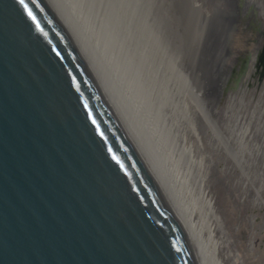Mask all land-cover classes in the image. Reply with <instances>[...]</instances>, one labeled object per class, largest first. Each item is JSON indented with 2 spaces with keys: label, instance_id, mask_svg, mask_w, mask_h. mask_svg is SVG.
Wrapping results in <instances>:
<instances>
[{
  "label": "water",
  "instance_id": "obj_1",
  "mask_svg": "<svg viewBox=\"0 0 264 264\" xmlns=\"http://www.w3.org/2000/svg\"><path fill=\"white\" fill-rule=\"evenodd\" d=\"M231 17L208 14L192 44L218 101ZM0 264H198L178 203L50 0H0Z\"/></svg>",
  "mask_w": 264,
  "mask_h": 264
},
{
  "label": "rangeland",
  "instance_id": "obj_2",
  "mask_svg": "<svg viewBox=\"0 0 264 264\" xmlns=\"http://www.w3.org/2000/svg\"><path fill=\"white\" fill-rule=\"evenodd\" d=\"M142 1L119 0L116 2L122 7L128 5L127 7L131 8L132 6L137 13L135 21L148 26L147 31L153 38L160 39L161 47L158 52L153 51V53L164 56L162 60L167 58L169 75H181L180 70L182 69L183 75L186 73L190 77L188 79L185 76V79L183 76L186 87H188V89L185 87V93L188 96L189 107L181 111L180 115L185 122L184 133L189 130L190 124L194 125L198 134L194 132L190 136V141L195 146L198 156L205 158L206 169L209 173L207 185L219 218L216 232V237L220 242L218 263L264 264V73H259L258 65L253 59L259 48L258 32L264 31V0H163L167 8L164 12L159 9L162 14L157 11L156 1L150 0L147 9L141 6ZM139 6L141 10H138ZM115 9L116 7H114V13ZM216 10L228 12L232 16L227 22L226 48L222 49L225 69L231 75L220 101L216 94L206 96L202 93L199 76L195 83L190 85L193 76L189 61L184 62L182 58L185 55L181 54L183 44L190 43L192 46L197 41L196 38L193 39L192 34L197 35L196 28L203 26V22L207 19L206 14ZM157 14L161 15L163 21L161 18L158 19L163 22V25L161 26L162 23H160L157 28H153L149 25L145 15L157 16ZM116 16L119 18L121 15ZM121 20L123 22L124 18ZM115 32L125 36L124 30L115 29ZM128 42L130 46L133 45L130 38ZM165 47L169 48L168 55ZM86 50L91 55L87 45ZM129 53L135 60V69L144 74L147 84L158 86L167 81L156 76L155 69L151 72L148 65L142 67L139 61L145 63L149 61L141 59V53L136 57L132 49ZM144 68L151 73H146ZM117 90H115L116 96L123 104L124 101H121ZM173 91H175L174 88ZM137 101L138 105L134 104V110L123 104L125 107L123 111L126 112L130 124L133 123L131 116H134V113L132 112L138 106L144 123L146 122L158 131L159 127L154 124L155 118L146 111L151 101L144 103L143 98H137ZM152 101L157 103V98L153 93ZM215 105H220V107L216 108ZM155 115L153 112V116ZM191 116L193 121L190 123ZM131 126L142 143L144 142L151 149L144 129ZM170 130L168 132L170 135L171 132L176 135L175 131L170 132ZM166 134L163 132L161 135L167 136ZM226 136H232L235 139L234 142H227ZM161 140L165 141V138L161 137ZM238 140L243 143V152L240 155L242 163L235 158V156L240 158L237 155V147L240 145ZM175 143L178 152L182 146L178 139ZM181 143L183 144V140ZM184 159L183 155L182 161ZM176 201L179 206L183 205L178 200ZM197 238L203 248L202 251L206 254V245H203L199 235ZM208 260L209 263L211 260Z\"/></svg>",
  "mask_w": 264,
  "mask_h": 264
},
{
  "label": "bare ground",
  "instance_id": "obj_3",
  "mask_svg": "<svg viewBox=\"0 0 264 264\" xmlns=\"http://www.w3.org/2000/svg\"><path fill=\"white\" fill-rule=\"evenodd\" d=\"M116 1L119 0H50L120 107L124 110L123 104H125L129 109L134 110V104L138 105L137 98H143L144 103L151 101L146 111L155 118L154 124L159 127L158 131L146 122L144 123V119H142V115L138 111V106L132 112L134 116L130 114L133 120L131 125L144 129L152 148L149 149L144 142L142 144L145 145L144 147L162 179L164 178L163 180L167 182L166 185L171 190L175 200L183 204L179 207L187 222L188 243L193 249L198 264H209L210 262L220 264L218 263L220 242H218L216 237L219 218L207 185L209 173L206 169L205 158L198 156L195 146L190 141V136L194 132L197 133L194 125L190 124L189 130L184 133L185 122L180 115L181 111L189 107L188 96L185 93V79L186 77L190 79V77L186 73L183 75L182 69H179L181 75H169L167 58L162 60L164 56L153 53V51L158 52L161 47L160 39L158 37L153 38L147 31L149 29L148 26L135 21L137 13L132 6L131 8L127 7L128 5L122 7ZM154 1L158 4L157 11L162 14L159 9L164 12L167 5L163 0ZM150 2V0H143L140 3L141 6L143 5L147 9ZM141 6H139L138 10H141ZM114 7H116V14L114 13ZM160 14H157V16L145 15L149 25L153 28H157L160 23H162L161 26L163 25ZM116 15L121 16L118 18ZM164 15L167 14L164 13ZM122 18H124L123 22ZM158 18H161L162 21ZM115 29L124 30L125 36L118 35ZM192 36H194L193 39L197 37L194 34ZM129 38L131 39V44H133L132 46L128 42ZM86 40L88 41L87 44ZM86 45L90 49L91 55L87 52ZM130 49L133 50L135 57L141 53V59L149 61V63L139 61L142 67L148 65L151 72L155 69L156 72L154 74L167 81L158 86L147 84L144 74L135 69V60L129 53ZM168 49V47H165L166 54ZM198 49V45L183 44L181 54L185 56L182 59L184 62L189 61V68L193 76V80H190V85H193L197 76H199L202 93L206 96L216 94L218 97L214 83L210 84V91L206 92L204 89L205 84L201 70L203 66L196 61ZM160 60L162 61L160 62ZM144 70H146V73H151L148 69L144 68ZM183 76H186L185 79ZM173 88L175 91H173ZM186 88L188 89V87ZM115 90L118 91L121 101H124L123 104L117 98ZM152 93L157 98V103H153ZM215 107L218 108L216 105ZM151 110L155 112V116H153ZM192 121L193 118L191 116L189 122L191 123ZM169 127L173 132H176V135H173ZM169 130L171 135L168 133ZM163 132H166L167 136H162ZM161 137H164L165 141L161 140ZM226 137L227 142L232 143L235 140L232 136ZM177 139L180 146H182L178 149V152L175 143ZM182 140L183 144L181 143ZM238 143L240 145L237 147V155L240 157L243 152V143L239 140ZM160 146H163V148H160ZM183 155L185 159L182 161ZM155 158H157V161H155ZM235 158L239 163H242L241 157L237 158L235 156ZM198 235L201 237L203 245H206V254L198 243ZM208 259L211 260L209 263Z\"/></svg>",
  "mask_w": 264,
  "mask_h": 264
},
{
  "label": "flooded vegetation",
  "instance_id": "obj_4",
  "mask_svg": "<svg viewBox=\"0 0 264 264\" xmlns=\"http://www.w3.org/2000/svg\"><path fill=\"white\" fill-rule=\"evenodd\" d=\"M259 48L255 52L253 59L258 65L259 73H264V31H259ZM254 61V60H253Z\"/></svg>",
  "mask_w": 264,
  "mask_h": 264
},
{
  "label": "snow or ice",
  "instance_id": "obj_5",
  "mask_svg": "<svg viewBox=\"0 0 264 264\" xmlns=\"http://www.w3.org/2000/svg\"><path fill=\"white\" fill-rule=\"evenodd\" d=\"M20 3H21V4H24V3H25V0H20ZM28 15H29V16L32 15L31 11L28 12Z\"/></svg>",
  "mask_w": 264,
  "mask_h": 264
}]
</instances>
